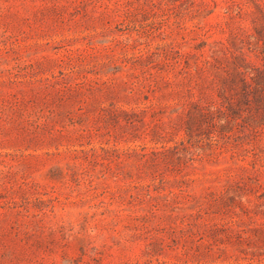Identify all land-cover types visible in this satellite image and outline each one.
Segmentation results:
<instances>
[{
    "label": "rangeland",
    "instance_id": "rangeland-1",
    "mask_svg": "<svg viewBox=\"0 0 264 264\" xmlns=\"http://www.w3.org/2000/svg\"><path fill=\"white\" fill-rule=\"evenodd\" d=\"M0 264H264V0H0Z\"/></svg>",
    "mask_w": 264,
    "mask_h": 264
},
{
    "label": "trees",
    "instance_id": "trees-1",
    "mask_svg": "<svg viewBox=\"0 0 264 264\" xmlns=\"http://www.w3.org/2000/svg\"><path fill=\"white\" fill-rule=\"evenodd\" d=\"M200 114H201V115H200L201 117H205V116L209 115L208 113L205 114L204 111L200 112Z\"/></svg>",
    "mask_w": 264,
    "mask_h": 264
}]
</instances>
